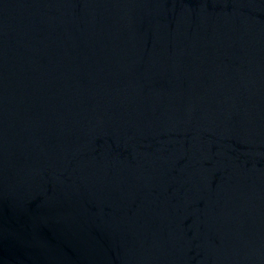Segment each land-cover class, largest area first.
<instances>
[{
  "label": "water",
  "instance_id": "water-1",
  "mask_svg": "<svg viewBox=\"0 0 264 264\" xmlns=\"http://www.w3.org/2000/svg\"><path fill=\"white\" fill-rule=\"evenodd\" d=\"M0 264H264V0H0Z\"/></svg>",
  "mask_w": 264,
  "mask_h": 264
}]
</instances>
